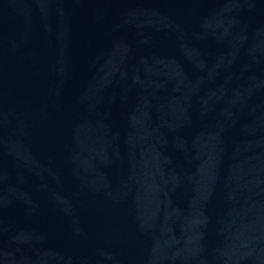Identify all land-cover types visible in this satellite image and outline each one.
I'll use <instances>...</instances> for the list:
<instances>
[{
    "label": "water",
    "instance_id": "obj_1",
    "mask_svg": "<svg viewBox=\"0 0 264 264\" xmlns=\"http://www.w3.org/2000/svg\"><path fill=\"white\" fill-rule=\"evenodd\" d=\"M0 264H264V0H0Z\"/></svg>",
    "mask_w": 264,
    "mask_h": 264
}]
</instances>
